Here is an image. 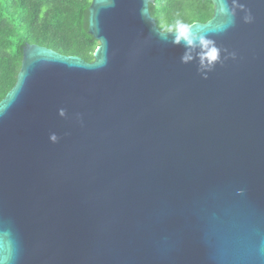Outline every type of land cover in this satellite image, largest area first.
Wrapping results in <instances>:
<instances>
[{
    "label": "water",
    "instance_id": "obj_1",
    "mask_svg": "<svg viewBox=\"0 0 264 264\" xmlns=\"http://www.w3.org/2000/svg\"><path fill=\"white\" fill-rule=\"evenodd\" d=\"M153 2L92 0V62L25 44L0 264H264V0H212L192 45Z\"/></svg>",
    "mask_w": 264,
    "mask_h": 264
},
{
    "label": "trees",
    "instance_id": "obj_2",
    "mask_svg": "<svg viewBox=\"0 0 264 264\" xmlns=\"http://www.w3.org/2000/svg\"><path fill=\"white\" fill-rule=\"evenodd\" d=\"M92 0H0V102L17 82L24 46L38 44L63 55L94 61L100 42L89 33ZM150 12L162 31L177 22L205 23L212 0H154Z\"/></svg>",
    "mask_w": 264,
    "mask_h": 264
},
{
    "label": "clouds",
    "instance_id": "obj_3",
    "mask_svg": "<svg viewBox=\"0 0 264 264\" xmlns=\"http://www.w3.org/2000/svg\"><path fill=\"white\" fill-rule=\"evenodd\" d=\"M189 31H190L189 25L178 21L176 24V36L174 38V42L180 43L183 40L186 45H192L194 43V39L189 38V36H188ZM200 42H201V44L206 43L203 40V38H200ZM206 58L208 59L209 64L214 62L217 59L216 50L212 49L210 55H206ZM202 63H203V61H202Z\"/></svg>",
    "mask_w": 264,
    "mask_h": 264
}]
</instances>
